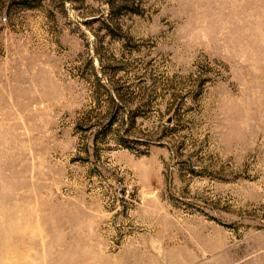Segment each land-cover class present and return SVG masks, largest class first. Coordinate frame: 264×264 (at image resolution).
Here are the masks:
<instances>
[{"label": "rangeland", "instance_id": "rangeland-1", "mask_svg": "<svg viewBox=\"0 0 264 264\" xmlns=\"http://www.w3.org/2000/svg\"><path fill=\"white\" fill-rule=\"evenodd\" d=\"M0 264H264V0H0Z\"/></svg>", "mask_w": 264, "mask_h": 264}]
</instances>
